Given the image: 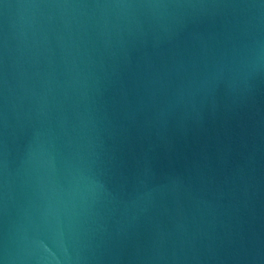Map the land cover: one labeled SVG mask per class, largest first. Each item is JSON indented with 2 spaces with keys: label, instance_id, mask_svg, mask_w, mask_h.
<instances>
[{
  "label": "water",
  "instance_id": "obj_1",
  "mask_svg": "<svg viewBox=\"0 0 264 264\" xmlns=\"http://www.w3.org/2000/svg\"><path fill=\"white\" fill-rule=\"evenodd\" d=\"M0 264H264V0H0Z\"/></svg>",
  "mask_w": 264,
  "mask_h": 264
}]
</instances>
